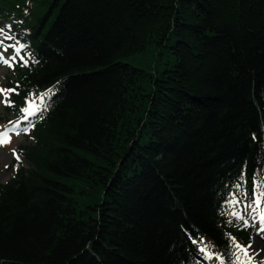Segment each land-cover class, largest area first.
Wrapping results in <instances>:
<instances>
[{
    "label": "trees",
    "instance_id": "obj_1",
    "mask_svg": "<svg viewBox=\"0 0 264 264\" xmlns=\"http://www.w3.org/2000/svg\"><path fill=\"white\" fill-rule=\"evenodd\" d=\"M0 28L28 60L3 118L32 141L0 184V264H247L264 0H0Z\"/></svg>",
    "mask_w": 264,
    "mask_h": 264
},
{
    "label": "rangeland",
    "instance_id": "obj_2",
    "mask_svg": "<svg viewBox=\"0 0 264 264\" xmlns=\"http://www.w3.org/2000/svg\"><path fill=\"white\" fill-rule=\"evenodd\" d=\"M147 54L148 63H141L142 66L145 68H149L150 64L152 65L154 62L153 57V49H149ZM11 54H3L5 58H8ZM7 67L8 65L0 62V89L2 88V83L5 80L7 75ZM3 94L0 92V133L8 131V139L10 140L9 143L4 145H0V184H5L11 178V173L6 169V167L12 162L13 159L19 158L17 153V147L20 145H29L32 143L27 136H25V132L27 130L23 129V126L19 122H11L5 120V110L3 106ZM19 130V134L17 131ZM261 209H256V211H252L250 209H246L245 213L249 219V224L253 226L255 231V242L253 244L252 250L250 252V256L257 260L264 259V233H261L259 229L262 225L259 223V212ZM253 216L256 217L253 220ZM206 255L210 257L212 260L210 264H213L214 257L209 253L206 252ZM218 264V263H217Z\"/></svg>",
    "mask_w": 264,
    "mask_h": 264
},
{
    "label": "snow or ice",
    "instance_id": "obj_3",
    "mask_svg": "<svg viewBox=\"0 0 264 264\" xmlns=\"http://www.w3.org/2000/svg\"><path fill=\"white\" fill-rule=\"evenodd\" d=\"M5 40H13V37L11 35H5L4 34V29L0 28V49H2L3 52H7L8 48L13 49V53L8 57L5 58L0 52V62L8 65V66H13V62H22L25 66L28 64V60L25 58V55L21 54L22 49L25 48V45L20 44L19 46H16V44H8L5 46L4 41ZM28 55H31V53H28ZM5 90L0 89V92H4ZM51 90H49L48 93H45V96H48L50 94ZM43 99V97H42ZM5 103L7 105H11L10 100H5ZM24 111L28 112V109H24ZM33 112H28V115H33ZM17 134H19V130H16ZM10 140L8 139V131L0 133V145H4L6 143H9ZM18 158V157H17ZM260 174L257 173V176ZM240 186L237 185V188ZM264 201V178L260 179L258 183L254 185V199H253V204L252 205H246L245 208L247 209L248 207H253V211H256V209L259 207L260 202ZM230 205L232 203H239L238 201H235L234 198L231 200ZM232 216H234L237 219H240L243 221L244 225L247 227L248 226V220L245 219L242 215H240L237 212H232ZM256 217L253 216V220H255ZM231 223V221H229ZM259 223L262 225V227L259 229L261 233H264V210H261L259 212ZM195 242V241H194ZM233 246L239 250V254L233 253V255L236 256V260L239 262L240 261V254H242L244 257H247V264H254V260L252 257L249 256V249L251 248V244H248L246 246H242L240 243H237L235 240H233ZM208 248V245H205L204 248H201V252H206V249ZM210 258V257H208ZM259 264H264V261H260Z\"/></svg>",
    "mask_w": 264,
    "mask_h": 264
},
{
    "label": "bare ground",
    "instance_id": "obj_4",
    "mask_svg": "<svg viewBox=\"0 0 264 264\" xmlns=\"http://www.w3.org/2000/svg\"><path fill=\"white\" fill-rule=\"evenodd\" d=\"M149 49H153L152 47H150ZM154 52V51H153ZM130 57L128 56V58H126L127 60L129 59Z\"/></svg>",
    "mask_w": 264,
    "mask_h": 264
}]
</instances>
